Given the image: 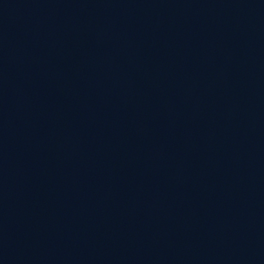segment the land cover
Returning a JSON list of instances; mask_svg holds the SVG:
<instances>
[{
    "label": "water",
    "instance_id": "1",
    "mask_svg": "<svg viewBox=\"0 0 264 264\" xmlns=\"http://www.w3.org/2000/svg\"><path fill=\"white\" fill-rule=\"evenodd\" d=\"M264 63V0H218Z\"/></svg>",
    "mask_w": 264,
    "mask_h": 264
}]
</instances>
